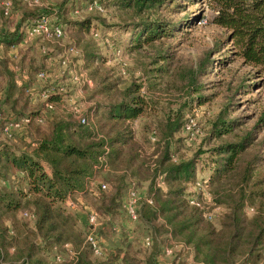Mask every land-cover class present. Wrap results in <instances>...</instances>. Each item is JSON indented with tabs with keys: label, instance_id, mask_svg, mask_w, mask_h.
<instances>
[{
	"label": "trees",
	"instance_id": "trees-1",
	"mask_svg": "<svg viewBox=\"0 0 264 264\" xmlns=\"http://www.w3.org/2000/svg\"><path fill=\"white\" fill-rule=\"evenodd\" d=\"M83 1L88 4L102 2L104 7L105 4H115L121 9L134 8L137 11L182 7L179 0ZM210 1L215 12L212 22L226 30L223 44L230 45L231 55L253 68L251 74L255 79L238 87L264 88V0ZM30 9L20 10L21 20L43 16L42 11L36 13L34 8ZM188 18L189 15L185 14L179 21H140L132 26L137 29L131 36L132 49L171 37L180 24L188 23ZM68 26L77 33H89L91 18L87 16L78 21H68ZM14 30L9 35L2 34L0 41L5 47L17 43V32ZM20 58L21 65L25 64V56ZM207 59L205 61L209 62ZM8 60L11 62L6 53L0 57V131L6 123L1 110V105L5 104L14 118H27L26 125L33 132L34 146L27 152L0 143V264H50L46 259L50 248L68 242L76 251L74 264H97L90 249L83 243L84 235L77 228L74 216L66 210L64 201L80 197L92 207L98 218L111 223L118 209L122 210V192L126 196L129 189L135 188L130 183L121 184L119 171L123 173L120 177L128 174L137 182L144 178L150 162L141 151L130 125L144 112L146 105L139 93L140 84L132 82L113 96V84L105 82L102 77L97 92L108 97L104 103L91 105L83 122L74 119L70 113L60 115L56 112L48 122L39 124L40 111L28 108L27 97L12 80ZM101 61L94 50L84 49L83 67L86 70L93 67L90 73L96 70L94 65ZM25 66L29 68L30 62ZM193 90L197 92L199 89L194 87ZM47 99L58 102L60 96L51 94ZM194 100L199 104L204 97L196 96ZM230 114L225 109L218 112L206 136L208 140L215 141L207 149V184L212 188L215 201L227 208L226 213L216 221V226L205 220L185 198L186 185L195 180V160L174 161L167 150L150 164L152 174L157 172L156 175L162 176L165 189L155 187L151 181L147 189L148 198H139L136 204L137 220L153 228L154 234L161 236L163 242L169 239L178 241L182 246L180 249L188 252L193 261L204 264H254L261 259L264 210L256 211L248 219L243 207L251 205L256 196H262V190L255 187L258 182L250 183L249 179L250 170L263 157H251L246 167L241 169L243 155L253 143L256 124L238 133L241 119ZM180 117L174 114L168 118L158 128L160 133L170 139L182 125ZM226 136L232 139H223ZM9 176L11 183L4 185ZM97 178L106 180L108 185L91 200L89 195L96 192L91 190L90 185ZM232 181H235L234 186L230 185ZM23 211L34 216L31 230H26V220L16 217ZM36 239H39L38 243ZM103 256L105 264H118L113 262L117 259L120 264H157L153 252L144 260L127 249ZM176 261L172 263L185 264V261Z\"/></svg>",
	"mask_w": 264,
	"mask_h": 264
},
{
	"label": "rangeland",
	"instance_id": "rangeland-1",
	"mask_svg": "<svg viewBox=\"0 0 264 264\" xmlns=\"http://www.w3.org/2000/svg\"><path fill=\"white\" fill-rule=\"evenodd\" d=\"M3 1L0 0V34L9 35L18 24L14 30L17 32L15 38L18 41L13 47H5L0 41V57L6 53L8 58L10 50L15 51L17 57L12 59L9 56L11 62L8 60L11 77L15 86L21 88L27 97L28 108L39 109L37 120L39 124L48 122L56 112L60 115L70 113L74 119H80L86 115L91 105L104 103L108 96L97 92V85L102 77L105 78V82L113 84V96H117L132 82L140 84L139 93L146 101V105L144 112L132 120L130 125L141 151L150 163L144 178L139 182L128 174L120 177L122 171H119L118 178L124 186L129 183L130 186L134 185L140 198H148L147 189L151 181L155 187L165 189L162 176L156 175L157 172L152 174L153 170L150 167L151 162L157 161L165 150L174 161L193 158L195 179L199 181L205 179L207 182V149L215 141L208 140L206 136L218 112L225 109L231 112L229 116L241 119L239 121L241 124L237 128L238 133L256 124L253 129V143L243 155L241 169L246 167L251 157L256 155L263 157L259 164L250 170L249 179L250 183L258 182L255 187L259 188V191L262 190V196H256L251 205L246 204L243 207V211L245 217L249 219L256 211L264 210V88L238 87L240 84H250L255 79L251 74L253 68L231 55L230 45L223 44L226 30L212 22L215 12L210 0H179L181 8L172 10L160 8L155 11L121 9L115 4H105L104 7L100 2L103 12L99 13L86 9L88 3L83 0H10L11 6L6 17L1 11ZM30 8H34L36 13L42 11V15L46 16L50 25H60L62 36L50 40L41 36H26L25 29L29 22L40 17H26L21 20L20 10H32ZM75 9L78 10L76 14L73 12ZM185 14L189 15L188 23L180 24L178 30L172 32L171 37H163L132 49L131 36L133 37V31H137L136 28H132L135 24L158 19L179 21ZM87 16L91 18V25L99 34L96 39H93L89 33H77L68 26V21H78ZM124 23L129 24L126 27L121 26ZM69 45L75 46L76 51L66 55L65 49ZM41 48L46 50L45 53ZM84 49L94 50L102 59L101 63L94 65L96 70L92 73L90 71L93 67L87 70L83 67ZM21 55L25 56L23 65L20 63ZM206 57L209 62L205 61ZM225 57L228 58L223 60ZM28 62L31 68L25 66ZM14 66L28 73L21 76V73L15 72ZM40 70L49 72L43 81L34 77V73ZM85 79L90 80L91 84L84 83ZM194 87L199 90L195 92ZM25 89L29 91L26 92ZM42 91H47L49 95L60 96L58 102L51 101L52 109H46L44 101L39 98ZM196 96H203V102L197 104L194 100ZM1 110L2 118L6 122L3 127H9L14 122H18L19 125L10 128L6 134L2 132V127L0 143L29 152L34 146V135L26 122L22 121L26 117L14 118L5 104L1 105ZM174 114L181 116L182 123L189 118L193 126L190 131H182L180 125L168 139L158 128ZM223 139H232V137L226 136ZM10 176L4 181V185L11 183ZM95 181L105 183L106 187L108 185L102 178H97ZM233 184L235 181L230 185L234 186ZM188 186L190 185H186L185 190ZM90 187L96 192L89 195L93 200L101 193L96 191L94 186L90 185ZM206 187L209 196L205 201L215 206V217L211 223L216 226V221L226 213L227 208L215 201L212 188L208 184ZM123 192L121 200L125 197ZM69 201L74 206L64 204L66 210L74 216L77 228L85 237L91 229L84 218L82 205L89 210L93 209L80 197ZM16 217L20 219L19 213ZM24 224L26 230H31L34 225L28 221H24ZM92 231L100 237L103 252L100 257L94 256L97 264H105L104 254H114L117 250L123 249H127L141 260L153 252L157 257V264H173L175 260L191 264L190 261L193 260L191 256V260H188V252L181 249L177 251L178 241L169 239L163 242L161 236L154 234L153 228L139 220H128L123 209L120 208L111 223L99 217ZM145 235H149L152 240L149 248L141 245V239ZM35 242L38 243L39 239ZM164 246H170L174 250L173 256L161 255ZM49 252L50 250L46 258L48 262ZM260 254L261 259L254 264H264V240ZM113 262L119 263V260ZM63 264L69 263L65 260Z\"/></svg>",
	"mask_w": 264,
	"mask_h": 264
},
{
	"label": "built area",
	"instance_id": "built-area-1",
	"mask_svg": "<svg viewBox=\"0 0 264 264\" xmlns=\"http://www.w3.org/2000/svg\"><path fill=\"white\" fill-rule=\"evenodd\" d=\"M10 6H11L10 0H4L1 3V11H2V15L4 17H6V15L8 14ZM85 8L88 10L95 9L98 12H103L102 6L97 2H93L91 4H86ZM73 12L76 14V13H78V10L75 9ZM89 33L93 39L98 38L99 34L95 28L91 27L89 30ZM25 35L28 37L41 36L42 38L50 40V39L60 38L62 36V28L58 24L50 25L46 16H40L39 18L29 22L28 26L25 29ZM2 37H3V35L0 34V38H2ZM14 45H12L11 47H13ZM41 50L43 53H45V51H46L44 48H41ZM75 51H76V48L73 45H69L65 49L66 55L72 54ZM9 56L12 59H15L17 57V55L15 54V51L13 49L10 50ZM13 69L15 70L16 73H21L20 74L21 76L26 74V71L20 70L15 66L13 67ZM48 74H49L48 71L40 70V71H37L34 73V77L37 80L43 81L46 79ZM83 82L86 83L87 85L91 84L90 80H87V79L83 80ZM25 91L27 92V91H29V89H25ZM48 96H49V93L47 91H42L39 94V98H41L44 101L45 108L49 110V109L53 108V104H52V102H50L47 99ZM22 121L27 122V118L22 119ZM80 121L83 122L84 118L81 117ZM18 125H19L18 122H14L9 127H7V126L3 127L2 132L4 134H6L9 132L10 128H15ZM192 126H193L192 122L188 118L187 120H185L182 123L181 129H182V131H190ZM206 185H207V182L205 179H203L202 181L195 179L194 182L190 186H188V188L185 190V198L190 205L196 207L199 210L201 216L205 220L211 221L215 217V206L212 203H210V202L207 203L205 201V198L207 196H209ZM91 186H94V188L97 191H102L106 188L105 183L98 182V181H93L91 183ZM139 198H140V196H139L138 192L134 188H131L128 190V192L126 193V196L123 199L122 209L125 213L126 218L130 221H136L137 220L135 210H136V204H137ZM64 203L70 207L74 206L73 204H71V202L69 201L68 198L64 201ZM82 207H83V210H85V218H86L88 227H89V229H91L89 231V233L87 235H85L83 243L87 245V247L90 249L91 254L93 256H101L103 253L101 250V244H100L101 239H100V237H98L94 233H92L94 225L98 222V215L93 210H89L85 205H82ZM20 216L24 220L33 223L34 216L31 212L23 211L20 213ZM151 243H152V240H151V237L149 235H145L141 239V245L144 248H149L151 246ZM181 247H182L181 244H178L177 245V251ZM173 251L174 250L170 246H164L161 249L160 253L164 257H171V256H173L172 255ZM64 256H66V258H64ZM75 257H76V251L71 247V245L68 243H63L59 246L53 245L51 247L48 259L50 261V264H63V262L65 260H67V263H69V264H74ZM190 260L191 259H189V261ZM190 263L191 264H204L203 262L193 261V260L190 261Z\"/></svg>",
	"mask_w": 264,
	"mask_h": 264
},
{
	"label": "crops",
	"instance_id": "crops-1",
	"mask_svg": "<svg viewBox=\"0 0 264 264\" xmlns=\"http://www.w3.org/2000/svg\"><path fill=\"white\" fill-rule=\"evenodd\" d=\"M83 214H85V210H83ZM85 218V217H84ZM190 259V255H189V257H188V260Z\"/></svg>",
	"mask_w": 264,
	"mask_h": 264
}]
</instances>
